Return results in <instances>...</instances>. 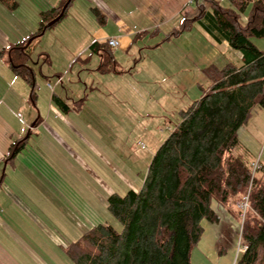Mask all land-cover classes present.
<instances>
[{"label": "crops", "instance_id": "0c3cea01", "mask_svg": "<svg viewBox=\"0 0 264 264\" xmlns=\"http://www.w3.org/2000/svg\"><path fill=\"white\" fill-rule=\"evenodd\" d=\"M63 1L0 0V264H72L66 247L110 223L96 201L106 206L122 182L142 188L156 151L136 157L122 138V129L138 126L134 110L122 109V95H135L122 89V81L136 80L143 64L138 55L158 52L145 61L149 81L167 82L178 94L191 86L204 91L206 67L242 58L227 41L214 43L197 23L171 35L192 0H71L62 20L36 34L41 13ZM158 35L159 42L150 41ZM110 38L119 42L112 53L122 69L102 72L101 50L91 45ZM50 43L56 54L47 51ZM254 43L264 50L262 40ZM21 64L30 81L16 72ZM245 126L250 140L264 139L263 114L253 113ZM133 175L135 183L127 177Z\"/></svg>", "mask_w": 264, "mask_h": 264}, {"label": "trees", "instance_id": "16d2710c", "mask_svg": "<svg viewBox=\"0 0 264 264\" xmlns=\"http://www.w3.org/2000/svg\"><path fill=\"white\" fill-rule=\"evenodd\" d=\"M67 1L41 13L36 34L60 15ZM229 2L192 0L171 35L197 23L214 43L227 41L240 51V63L205 68L208 88L179 111V121L151 159L142 188L109 195L108 211L121 228L104 223L87 230L65 249L72 264H190L191 250L204 231L202 221H219L213 202L225 207L236 199L244 217L245 248L234 264H264V165L238 136L256 108H264V50L252 40L264 38V0ZM65 15L66 10L60 20ZM91 49L101 50L100 71L117 72L108 42H95ZM15 69L31 80L29 68L21 64ZM246 198L243 210L239 205Z\"/></svg>", "mask_w": 264, "mask_h": 264}, {"label": "rangeland", "instance_id": "374dc122", "mask_svg": "<svg viewBox=\"0 0 264 264\" xmlns=\"http://www.w3.org/2000/svg\"><path fill=\"white\" fill-rule=\"evenodd\" d=\"M223 5H229V0H220ZM198 29V28H197ZM45 34L43 37V41L47 42L49 39V34ZM208 35V34H207ZM163 35H158L157 37L151 39V42L156 41L159 42ZM260 39L264 42V38H253ZM207 40L210 42L209 38ZM48 45L47 51H51V49L55 53L54 45L50 43ZM264 46V44H262ZM264 48V47H263ZM262 48V49H263ZM212 47H208L207 53H211ZM56 54V53H55ZM158 52L145 50L142 52V55L137 56V60L143 58V64H140V72L135 75V81L129 79L122 81V89L128 88V91L134 92V97L130 95H122V109L132 111L135 113H131V116L137 122V128H128L122 129V138L124 137L127 149L130 146L133 147V154L137 156L139 155H152L159 148L165 138L168 136L172 128L179 121V110L183 107L186 108L188 104L201 96V92L199 88L195 89L194 86L190 87L189 92L187 93H177L175 90L174 93L169 88L167 89V82L157 81L150 82V74L146 73V60L150 57H157ZM233 58V57H232ZM234 60V58H233ZM120 65L117 66V70L122 69V61L119 62ZM135 63H133L134 65ZM138 65V61L136 63ZM53 68V67H52ZM77 69V65L73 67V71ZM206 77V76H205ZM205 88L207 89L210 81L208 78H205L204 82ZM156 85L159 87L158 92L152 91L151 88ZM260 113V115H264V108L257 107L256 111H254V115ZM138 121H142L139 122ZM140 125V126H139ZM246 126L240 128L239 136L240 139L245 143L247 142V146L250 149V153L253 158L257 160L261 158L264 163V139L259 141V137L257 135L253 136V140H250L245 132ZM129 144V145H128ZM142 164V163H141ZM146 165V161L143 163ZM131 181V183H135V180L138 178L131 176H127ZM264 177V174H263ZM122 191L120 193H124L128 190L129 187L122 182ZM120 190V189H119ZM101 198L99 195L97 198ZM238 199H236V202ZM99 203L97 206L100 211L106 216L109 215L111 219L109 222L115 226L116 229L121 228V224L117 222L116 219L112 218L111 214L108 211L107 203L106 206L102 204V201L97 200L96 203ZM236 202L226 205L225 207L219 205L217 202H213V208L217 212L219 216L218 222H208L206 220L202 221V225L204 228L202 237L200 241L192 248L190 253V264H234L236 259L242 253L243 248L245 247V241L241 237V229L243 224V219L239 213V209L236 206ZM240 208L244 210L243 203H240ZM80 229H83L82 227ZM81 233V232H80ZM79 233V234H80Z\"/></svg>", "mask_w": 264, "mask_h": 264}, {"label": "water", "instance_id": "95a60500", "mask_svg": "<svg viewBox=\"0 0 264 264\" xmlns=\"http://www.w3.org/2000/svg\"><path fill=\"white\" fill-rule=\"evenodd\" d=\"M71 2V0H68L67 3L64 5L61 13L59 16H57L56 18H54L53 20H51L49 23H47V25L45 26V28L43 29V31L41 33H43L47 28L51 27L52 25H54L55 23H57L60 18L62 17V15L64 14L67 6L69 5V3Z\"/></svg>", "mask_w": 264, "mask_h": 264}, {"label": "built area", "instance_id": "2783aa9c", "mask_svg": "<svg viewBox=\"0 0 264 264\" xmlns=\"http://www.w3.org/2000/svg\"><path fill=\"white\" fill-rule=\"evenodd\" d=\"M108 44L111 46V47H116L118 46L119 42L116 38H110L108 40ZM48 87L53 89V84L52 83H47ZM243 205H245L244 210L247 208L248 206V201H247V198H246V201L243 203ZM245 248V247H244Z\"/></svg>", "mask_w": 264, "mask_h": 264}]
</instances>
